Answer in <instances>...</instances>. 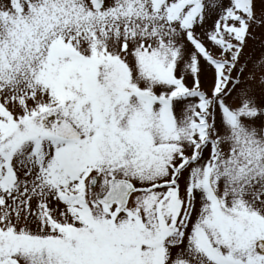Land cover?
<instances>
[{
    "label": "snow or ice",
    "instance_id": "6c2138e0",
    "mask_svg": "<svg viewBox=\"0 0 264 264\" xmlns=\"http://www.w3.org/2000/svg\"><path fill=\"white\" fill-rule=\"evenodd\" d=\"M0 264H264V0H0Z\"/></svg>",
    "mask_w": 264,
    "mask_h": 264
}]
</instances>
